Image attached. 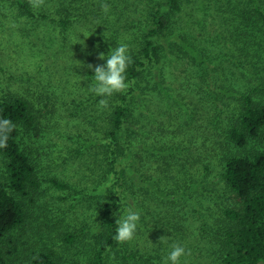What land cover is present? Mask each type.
I'll return each instance as SVG.
<instances>
[{
    "label": "rangeland",
    "instance_id": "obj_1",
    "mask_svg": "<svg viewBox=\"0 0 264 264\" xmlns=\"http://www.w3.org/2000/svg\"><path fill=\"white\" fill-rule=\"evenodd\" d=\"M85 1L45 0L41 8L34 9L36 16L29 17L16 0H0V98L30 99L42 124L40 137L25 139L40 170L41 185L36 194L23 198L27 214L24 225L0 239L4 264H31L42 252H54L61 264H92L103 234L105 206L117 201L115 180L121 172L124 175L120 183L127 181L123 187L142 194L128 195L127 200L141 220L132 241L116 242L111 248L106 256L108 264H163L173 243L190 252L181 257V264H222V247L216 242L218 239L221 243L224 232L219 207L229 204L231 198L229 201L222 178L227 149L219 144L236 114L240 102L235 98L237 94L249 93L255 102L264 104V84H260L264 80V41L259 29L247 28V34L237 32L243 20L234 26L220 15L217 20L207 21L201 8V2L207 1L183 0L186 10L180 14V21L186 26H174L167 34L179 40L186 33L192 40L193 32L199 35L201 31L209 37V43L206 40L197 44L214 80L201 60L194 57V61L190 53L175 49L165 61L163 78L157 74L153 80L144 77L133 86L136 109L129 135L133 144L154 147L157 141L161 148L172 145L167 146V140H184L183 148L174 145L178 150L174 158L191 161L190 166L194 163L199 169L194 167L190 170L193 173L188 172L187 182L180 181L185 191L177 193V182L173 180L156 183L158 175L151 164L143 162L145 153L140 149H126L123 159L116 162L119 172L115 173L106 132L125 92L98 97L89 90L95 73L87 65H102L106 59H98L99 54L107 56L119 43L133 39L142 42V35L134 34L151 23L160 0ZM102 3L111 6L108 13L102 10ZM234 4L244 14L254 12L250 0H235ZM123 6L127 10L121 14ZM195 8H201L200 12ZM60 19H69L66 30ZM164 34L162 40L167 41ZM158 82L169 94L159 89ZM225 89L232 91L233 100L227 101ZM101 98L109 101L105 109L98 107ZM219 112L220 125L215 127L213 117ZM200 128L199 140L209 138L213 145L208 142L210 147L205 148L198 140L204 152L199 159L195 154L198 145L187 140L196 137L192 129L196 132ZM256 149H264V134L242 153ZM237 150L233 146V151ZM0 176H6L1 156ZM146 176L165 192L172 190V196L158 197ZM54 179L58 184L53 183ZM200 203L204 204L202 208ZM123 212L126 214V210ZM155 212L163 215L157 216L163 222L153 220ZM116 214L118 211L113 212V216ZM179 220L181 231V224H176ZM162 236H168L167 243H160Z\"/></svg>",
    "mask_w": 264,
    "mask_h": 264
},
{
    "label": "trees",
    "instance_id": "obj_2",
    "mask_svg": "<svg viewBox=\"0 0 264 264\" xmlns=\"http://www.w3.org/2000/svg\"><path fill=\"white\" fill-rule=\"evenodd\" d=\"M16 1L29 17L36 16L28 0ZM83 1L86 2L85 0ZM204 1H207V3L201 2L204 3L201 8H203L202 12L207 21L217 20V15H220L226 19V23L232 22L234 26H238L240 21L243 20L239 24L238 29L235 27L237 32L243 30L242 33L247 34L249 32L247 28L259 29L261 39L264 41V0H250L253 4L254 12H246L245 14L239 10L238 6H235V0ZM216 1L218 5H215V8L213 5ZM159 4L160 6L152 12L151 23L145 28H140L139 32L134 34L136 37L142 35V42L138 43L134 41L135 39L124 42L131 49L132 62L128 66L126 75L127 81L131 84L132 88L120 96L119 103L113 110L109 120L106 139L108 149L113 156L112 163H114L113 166L116 174L119 172L116 162L119 159H123L121 157L126 149H140L143 154L145 153V155H142L145 157L143 162L151 164L152 169H154L153 173L158 175L156 183H162L163 179L173 180V182H177L175 189L177 193H179L178 191L183 193L185 190H183L182 184L188 180L185 177L191 169L197 168V165L195 166L194 163L193 166H190L191 161L185 159V162L181 158H174L177 155L173 154L178 151L174 148V145H179L183 148L184 140L176 141L173 138V141L171 139L166 141V145H172L160 148L159 143L156 141L158 139L155 138L154 147L152 145H145L140 148L139 144L137 146L133 144L129 136L131 134L130 131L133 129L131 122L132 112L136 109V106L133 104L135 94L133 86L138 85L144 77L152 78L157 74L158 77L162 76L163 78L166 74L165 61L175 52V49L176 51L183 50L190 53V55H193L194 61V57L201 60L200 62L206 67L208 75L214 80V74L212 76L208 68L209 66L200 56L202 52L200 46L197 44V42L202 43V41L206 42V40L209 43V37L207 38L201 31H199V35H194L193 32L192 43L190 36L186 33H182V38H179V40L172 38L173 34L170 36L167 34V30L174 28V26L180 29H184L186 26L184 22L180 21V14L182 15L186 10V6H184L185 1L160 0ZM193 4L194 6L196 5L194 2ZM201 8L195 9L200 12ZM230 9L232 10L229 11ZM119 10L121 14H124L123 12L127 8L123 6ZM43 17L47 16L44 15ZM59 21L63 25L64 30H66L70 22L69 19H60ZM198 25L201 26V23ZM165 32L166 34L164 35L166 39L168 38L167 41H163L161 36ZM134 43L138 44L137 48H130ZM103 64H106V60L102 62ZM262 82L264 84V80L261 79L260 84ZM158 84L160 90H164L165 93L169 94L170 91L166 87L165 90L161 83L158 82ZM209 88L213 90L211 85ZM223 93L227 94V101L234 99L232 98L234 95L232 91L225 89ZM237 95L235 98H239L240 102L235 109L236 114L233 115L232 122L228 124V127L226 126V136L222 140V143L219 144L220 148L225 147L227 149L226 154H224L225 156H223L224 171L222 178L227 188L229 201L231 198V202L219 207V214H221L224 221V232L221 243H219L218 239H216V242L222 247L219 254L222 264H264V149L252 150V153L249 154H246L247 152L242 153L253 142L260 140L264 134V104L255 102L249 93H239ZM227 101L225 104L229 107L230 103ZM219 113H216L213 117V120H216L213 123L215 127L220 125L217 121L221 119L222 114ZM3 117L11 119L17 127L10 134L7 147L0 149V156L4 160L6 167V176L2 177L3 179L0 176V239L24 225L27 214L26 203H24L23 198L36 194L41 185L40 170H38L30 149L27 150L25 146L27 145L25 139L30 137H35L36 139L40 137V133L42 132V124L33 102L23 96H16L10 99L0 98V118ZM202 130L203 128H200L194 132L192 129L191 132L196 137H192L187 141L198 145V135L202 136L199 134ZM206 139L199 141L203 144L202 146L208 148L210 145L206 144L212 142V140ZM211 144L213 145V142ZM233 146L238 149L237 152L233 151ZM187 148L189 151L191 150L190 147L187 146ZM197 150L199 151L195 152L197 154L196 157H202L204 152L199 145ZM192 157L193 152L190 158ZM132 158L135 161L137 160L136 157L135 159L134 157ZM197 170L199 169L197 168ZM189 173L193 172L190 171ZM120 174L115 180L117 201L113 204L108 203L105 206L103 234L99 240L92 264H108L106 256L116 244V241L113 239L117 228L116 220L119 219L120 215L123 216L125 214L123 211L127 210V207L130 208V204L127 202L128 195H142L140 192L133 193L132 187L124 188V183H127V181L120 183L121 176L124 173L121 172ZM146 177L149 178L151 188L155 189L154 193L158 197L169 198L172 196V190L170 193H167L164 189L153 183L154 179L151 176ZM182 180L184 182L180 183ZM53 183L58 184L56 179L53 180ZM193 202L196 204V201L193 200ZM203 206L204 204L200 203V207L202 208ZM116 211H118V214L114 216L118 217L113 216V212ZM152 216L153 220L158 219L160 222H163V218L157 217L163 215L155 212ZM181 222L182 220H179L176 224H181ZM182 227L181 224V227H179L180 231ZM216 253L218 254V252ZM4 263L2 253L0 252V264ZM31 264L61 263L54 252H42L34 256Z\"/></svg>",
    "mask_w": 264,
    "mask_h": 264
},
{
    "label": "clouds",
    "instance_id": "obj_3",
    "mask_svg": "<svg viewBox=\"0 0 264 264\" xmlns=\"http://www.w3.org/2000/svg\"><path fill=\"white\" fill-rule=\"evenodd\" d=\"M28 2L33 9H39L45 4V0H28ZM110 7L107 3L101 4V8L105 13L110 11ZM106 33H104V36L108 37ZM98 59H106V64L87 65L95 73L94 77H92L89 90L98 97H111L116 93L126 92L130 87L126 72L129 64L132 62L128 45L119 43L117 47L111 49L107 56L101 52ZM108 105V99H99L98 107L100 109H105ZM16 127V124L11 119L6 117L0 118V149L7 147L9 136ZM140 220V213L128 208L126 214L120 215L119 219L116 220L117 228L113 239L121 244L132 241L135 238ZM167 241L168 236L160 237V243H167ZM170 247L171 251L163 258V264H181V257L190 255V252L186 251L185 247L179 243H173Z\"/></svg>",
    "mask_w": 264,
    "mask_h": 264
}]
</instances>
